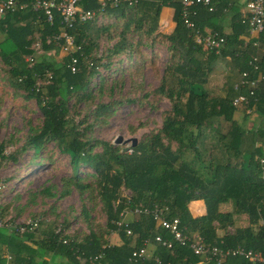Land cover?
<instances>
[{
  "label": "trees",
  "instance_id": "trees-1",
  "mask_svg": "<svg viewBox=\"0 0 264 264\" xmlns=\"http://www.w3.org/2000/svg\"><path fill=\"white\" fill-rule=\"evenodd\" d=\"M79 5L94 8L96 2L79 0ZM163 5L172 8L173 25L167 33L157 26ZM225 5L224 0L213 10L199 3L193 5L194 27L200 33L215 32L224 39L216 53L194 42L193 32L182 23L179 0H137L131 6L105 7L104 19L111 17V23L115 19L122 21L116 41L104 55L107 60L100 63L102 67L109 66V56L129 52L136 46L127 38L135 31L151 41L160 37L168 52L152 93L165 97L169 108L163 111L156 130L135 140L125 151L108 141L87 136L92 118L108 116L111 102L93 105L88 111L90 122L86 121V114L75 120L68 109L70 97H74L73 104L90 97L89 78L97 74L99 65L91 53L99 31L104 30L101 21L74 22L64 28L74 44L79 45L71 53L76 58V70L70 72L69 54L55 42H44V36L57 34L63 28L56 14L53 13L50 24L39 11L28 8L0 16V61L6 66L7 83L20 90L24 98H32L41 115L39 126L28 129L20 149L29 147L36 154L48 141L67 155L70 174L62 194L68 191V185L79 193L89 188L78 170L80 166L90 169L84 175L92 177L105 215L104 228L115 235V241L107 243L101 233L89 229L75 241L65 239L60 223L38 229V220L34 230L23 232L0 225V264H87L85 257L98 253L100 256L92 264H154V258L159 260L158 264H216L213 260L199 261L186 245L174 241L150 213L129 212L133 207H147L150 211L156 208L164 218L176 217L183 232H196L208 245H240L264 251V88H258L246 106L231 105L237 93H245L243 88H233V84L239 72L248 69L247 61L255 47L251 39L243 42L241 35L249 38L247 27L237 15H233L235 19L230 21L227 33L221 31L219 22L210 29L203 28L207 22L214 23L224 16ZM230 5L228 9L235 10ZM36 35L41 38L42 52L29 64L24 56L31 52V40ZM257 39L264 43V30ZM57 53L59 56L54 57ZM217 56L227 58V70L218 91H212L205 83L211 62ZM257 70L264 78V55ZM253 74L255 71L249 72ZM239 108L244 112L235 120L234 113ZM3 149L0 142V161L14 159L13 153L4 155ZM49 186L40 191L49 194ZM122 190L126 193H121ZM194 199L202 200L203 214H189L187 203ZM221 202H228L231 209L218 210ZM1 211L2 208L0 218ZM121 211L128 213V219L122 220ZM80 212L86 218L84 206ZM232 214H243L247 225L233 227ZM226 227H233L232 231ZM218 228L222 231L220 235L215 232ZM154 236L169 240L170 246L160 245ZM142 246L146 254L132 258L130 252ZM217 264L250 263L229 256Z\"/></svg>",
  "mask_w": 264,
  "mask_h": 264
},
{
  "label": "rangeland",
  "instance_id": "rangeland-1",
  "mask_svg": "<svg viewBox=\"0 0 264 264\" xmlns=\"http://www.w3.org/2000/svg\"><path fill=\"white\" fill-rule=\"evenodd\" d=\"M102 20L100 23L104 30L99 31L96 47L91 53L98 59L99 65L96 67L97 74L89 78L87 90L90 97L75 104L74 97H70L69 114L75 120L86 114V121L90 122L91 114L88 111L93 105L111 102L108 116L92 118L87 136L110 143L116 135L139 140L159 127L163 111L169 108L165 97L152 93L168 57L166 42L157 36L151 41L137 31L129 33L128 42L136 46L129 52L109 56V66L102 67L100 63L107 60L104 55L116 41L122 19H115V23H111V17ZM159 29L162 33L169 31L163 26ZM58 56L57 53L54 57ZM5 68L0 61V142L4 144V155L13 153L14 159L0 161V220L21 222L34 218L37 223L39 220L38 229L60 223L65 239L73 238L75 241L91 229L101 233L107 243H113L115 235L104 228L105 215L92 185V177L84 175L91 170L84 166L78 170V175L84 176L82 182L89 183V188L79 193L73 185H68V191L62 194L70 174L67 155L48 141L36 154H32L29 147L20 149L28 129L39 126L41 115L32 98H24L20 90L7 83ZM236 110L234 118L238 120L244 109ZM114 145L128 148L129 141ZM44 186H49V194L40 191ZM121 193L125 194L126 191L122 190ZM82 206L87 210L86 218L80 212ZM219 209L229 211L231 207L226 202L220 203ZM126 219L128 213L122 217L123 221ZM245 225L247 220L244 215H233V227ZM233 227L225 229L232 231Z\"/></svg>",
  "mask_w": 264,
  "mask_h": 264
},
{
  "label": "built area",
  "instance_id": "built-area-1",
  "mask_svg": "<svg viewBox=\"0 0 264 264\" xmlns=\"http://www.w3.org/2000/svg\"><path fill=\"white\" fill-rule=\"evenodd\" d=\"M220 0H179L181 9V20L183 25L193 32V40L202 48L217 52L222 45L224 39L222 35L215 32H199L193 25L191 16L195 14L193 5L199 3L206 7L207 10H213L215 5ZM225 11L230 3L235 0H224ZM96 6L94 8H83L79 5V0H0V16L6 12H15L25 8L39 11L43 20L50 24L53 13L59 18V23L62 30L57 34H50L44 36V42H55L59 45L61 50L69 54V62L67 63L70 72L76 70V58L71 55L75 50L79 49V45L74 44L72 36L67 32V28L71 27L74 22L93 21L99 23L103 19V14L106 6L116 7L118 5L131 6L137 0H95ZM264 0H241V7L238 9L237 18L240 22H245L247 27V34L249 38L243 39V42L251 39L250 43L255 47L254 54L247 61L248 69H243L239 72L238 80L233 84V88H243L245 93H237L231 99L232 106H246L249 97H254V92L258 88H264V78L257 70L262 55H264V43L257 39L259 33L264 30ZM66 28V29H64ZM31 52L25 55L24 60L27 63H32L33 57L42 52V41L40 36H34L30 44ZM261 48L260 54L257 55L256 48ZM250 71H255L252 76ZM46 82V81H45ZM248 108L245 107V111ZM128 149V148H127ZM129 212H143L150 213L151 217L159 223L171 235L172 239L180 245H186L192 254L199 257V261L207 262L213 260L214 263H220L226 257L238 256L246 259L250 264L264 262V251H253L240 245L233 247H217L216 245H208L204 243L201 236L196 232H183L178 227V219L176 217L164 218L159 214V211L154 208L151 211L147 207H133ZM123 216L126 211H121ZM0 225L7 230L15 232H23L34 230L37 225V219H27L21 222H9L6 219L0 220ZM129 233V230H125ZM154 240L159 241L160 245L169 247L170 241L162 239L159 236H154ZM64 239L62 240V242ZM82 254V253H81ZM146 254L145 247H139L130 252L132 258L143 257ZM100 256V253L95 255H88L85 257L86 262L91 263L94 259ZM9 257H7L8 259ZM154 264H158L159 260L154 258ZM7 264V263H4Z\"/></svg>",
  "mask_w": 264,
  "mask_h": 264
},
{
  "label": "crops",
  "instance_id": "crops-1",
  "mask_svg": "<svg viewBox=\"0 0 264 264\" xmlns=\"http://www.w3.org/2000/svg\"><path fill=\"white\" fill-rule=\"evenodd\" d=\"M230 6L234 7L235 10H230L228 8L225 11L223 10L225 12L224 16H220L219 18H217L214 23L207 22L203 28L210 29L213 24H217L219 22L221 31L224 33H227L230 29V26H229L230 21L232 19L233 20L235 19L233 18L234 17L233 15H237L238 9L241 7V0H235ZM171 14H172V8L170 6L163 5L160 7L159 12H158V17H157L158 28L159 27L161 28V26H163L164 29L167 28L166 29L167 31L171 29L173 25V22L171 20ZM241 37H243L244 39L246 38L243 35H241ZM256 52H257V55L260 54L261 48L257 47ZM226 60L227 58H223L221 56H217L216 58L212 60L211 65H210L211 66L210 70L207 74V81L205 83V87L218 91L217 89L221 86V81L226 74V70H227ZM221 203H226V202H221ZM219 206H220V203L218 204V210H220ZM187 210L191 216H198V215L203 214L204 206H203L202 200L194 199V200L188 201ZM233 215L234 214H232V222H233ZM240 215H243V214H240ZM215 232L217 235H220L222 233V231L219 228L216 229Z\"/></svg>",
  "mask_w": 264,
  "mask_h": 264
},
{
  "label": "water",
  "instance_id": "water-1",
  "mask_svg": "<svg viewBox=\"0 0 264 264\" xmlns=\"http://www.w3.org/2000/svg\"><path fill=\"white\" fill-rule=\"evenodd\" d=\"M127 141H129V146L134 145L135 143V138L134 137H130V138H122L120 135H116L112 141V143L116 144V143H126ZM127 149V146L121 147L120 150L121 151H125Z\"/></svg>",
  "mask_w": 264,
  "mask_h": 264
}]
</instances>
